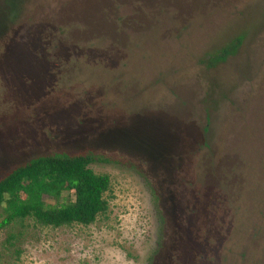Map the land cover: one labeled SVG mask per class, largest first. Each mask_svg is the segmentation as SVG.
Returning <instances> with one entry per match:
<instances>
[{
	"label": "rangeland",
	"instance_id": "rangeland-1",
	"mask_svg": "<svg viewBox=\"0 0 264 264\" xmlns=\"http://www.w3.org/2000/svg\"><path fill=\"white\" fill-rule=\"evenodd\" d=\"M84 148L108 210L0 264H264V0H0V175Z\"/></svg>",
	"mask_w": 264,
	"mask_h": 264
},
{
	"label": "trees",
	"instance_id": "trees-1",
	"mask_svg": "<svg viewBox=\"0 0 264 264\" xmlns=\"http://www.w3.org/2000/svg\"><path fill=\"white\" fill-rule=\"evenodd\" d=\"M242 40L243 35H236L205 53L201 62L209 68L225 62L237 53ZM96 161L90 148L55 151L5 171L0 175V230L25 219L52 227L93 223L108 210L105 193L110 187L109 176L91 168ZM46 197L53 202L45 201Z\"/></svg>",
	"mask_w": 264,
	"mask_h": 264
}]
</instances>
